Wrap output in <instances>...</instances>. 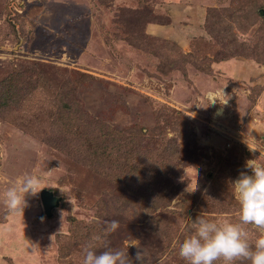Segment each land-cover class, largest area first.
<instances>
[{"label":"rangeland","instance_id":"obj_1","mask_svg":"<svg viewBox=\"0 0 264 264\" xmlns=\"http://www.w3.org/2000/svg\"><path fill=\"white\" fill-rule=\"evenodd\" d=\"M84 1L0 0V82L32 62L42 73L48 66L72 72L65 79L78 84L79 108L92 120L81 138L96 123L139 127L150 136L143 156L151 164L139 165L129 137L116 134L104 142L108 160L87 157L83 145L75 156L74 138L48 119L58 107L43 81L19 104L12 97L0 109V264H82L87 245L105 243L127 251L133 264L137 252L140 264H185L174 244L190 232L187 219L201 213L238 223L231 181L250 172L247 159L264 161V0H239L238 13L233 0ZM209 93L228 101L208 104ZM64 136L68 142L58 143ZM152 167L172 169L170 185L148 187ZM25 175L42 177L40 192L57 199L49 217L40 192L25 197L23 212L4 206V191ZM112 220L118 227L105 240ZM243 227L253 243L259 232Z\"/></svg>","mask_w":264,"mask_h":264},{"label":"clouds","instance_id":"obj_2","mask_svg":"<svg viewBox=\"0 0 264 264\" xmlns=\"http://www.w3.org/2000/svg\"><path fill=\"white\" fill-rule=\"evenodd\" d=\"M222 94L223 89L221 90ZM209 103L217 102V98L209 93ZM228 100L220 104H226ZM245 169L231 181L232 194L239 205L238 223L207 218L199 214L189 217L190 232L175 241L174 251L185 264H214L220 260L223 264H235L245 260L248 264H264V161L256 158L247 159ZM42 177L25 175L18 184L9 186L3 193V204L11 213L23 212L27 205L26 196H37L41 189ZM193 191L196 190L193 180ZM181 222H183L181 220ZM103 229L104 238L114 232L118 221L106 222ZM243 225L254 226L259 235L253 243L249 242L248 234ZM97 240L101 239L96 237ZM98 246L105 250L96 251ZM82 264H133L128 252L111 249L104 245L89 244L84 248ZM141 252H137L136 260L140 264Z\"/></svg>","mask_w":264,"mask_h":264},{"label":"trees","instance_id":"obj_3","mask_svg":"<svg viewBox=\"0 0 264 264\" xmlns=\"http://www.w3.org/2000/svg\"><path fill=\"white\" fill-rule=\"evenodd\" d=\"M234 1V2H233ZM232 2L235 3L231 7V12L238 13L241 9L239 0H233ZM239 6V7H238ZM207 14V13H206ZM205 14V16H206ZM259 16L261 17V14L259 13ZM206 18H205V23L206 24ZM214 24L215 28L221 31L225 27L224 21L222 22L221 20H215L214 19ZM204 28V27H203ZM209 27L207 26V29ZM81 29H84L83 25H81ZM85 30V29H84ZM146 33V32H145ZM210 34V32H208ZM145 36L148 34H144ZM220 35V33H219ZM150 38L149 36H146ZM135 49L140 50L143 54H147L148 51L146 50L145 47L141 46H136L133 44L132 41L129 39L127 40ZM230 49H224L220 53H227L229 52ZM42 65L32 62L28 66H22L20 70H14L12 68L9 76L7 78H4L0 82V109H4L9 107L10 103H12V97H18L17 98V103L19 104L21 101H23L26 96H28L30 93H32L35 90V86L39 85L40 82L43 81V83L49 84V88L51 90V95L48 98H51L52 101H55V104L57 105V109H55L54 113L52 110H50L48 119H50L52 125H59L62 134L65 136H69L74 138V140L77 143L76 150L78 149V158H81V145L85 147V151L87 154V157L89 158H94V159H99L102 158L104 161L108 160L111 154L106 155V151L109 149V147L104 145L105 140L107 139L108 136L112 137V135H118V139L121 138V140H126V136L129 137L131 142L134 144L133 145V152L134 154H138L139 156L141 155L143 158L141 159V162L139 165H142L145 162V167L149 169L150 166H146L148 164H151V161L148 164H146V156H143L144 154L147 153L146 150V144L148 143L147 138L150 136L146 133H142V129L139 127L134 126L133 128H129L125 131H118L115 129H112L110 127H103L100 126L98 123H96V127L98 130L95 133H85L82 138H81V127L83 124H87V119H89V116L87 115L86 112L83 111L82 107L81 109L79 108V101H77L75 94H74V88L78 84H74L73 82H68L65 79V74L68 75V78L71 79V74L72 72H67L65 69H61L59 67L55 66H48V70L44 73H42L39 68ZM44 67H47L46 65ZM211 67V66H210ZM213 70V69H212ZM210 72L213 73V71L210 70ZM78 74V73H77ZM80 75L79 77H83V75ZM47 97H39V101H44ZM51 101V102H52ZM39 109V107H38ZM37 110V108L35 109ZM65 115L66 120H65ZM74 121V122H73ZM92 122V120H90ZM72 122L75 124H72ZM89 125V124H87ZM75 129V130H73ZM102 131V133H101ZM149 134L151 133L148 130ZM59 137L58 143H66L68 142L67 137ZM62 140V141H61ZM63 140H65L63 142ZM146 140L145 145H143V141ZM101 144L99 146L98 144ZM98 144L99 147L94 148V144ZM60 145V144H59ZM163 142L158 143L155 147L156 149H163ZM101 151V152H100ZM115 151V150H114ZM100 152V153H99ZM115 152L113 153L114 156ZM127 155V153L125 152ZM129 154V153H128ZM112 156V161H116L119 163L117 159H114ZM139 160V157L137 158ZM81 162V161H80ZM127 163H124L125 165ZM153 168V167H152ZM155 172H153L154 176L151 178V182H145L148 187L151 188L153 184L157 183H163L166 182L169 184V179L167 175L169 173H173L174 171L171 170H161L158 167L153 168ZM152 172V171H151ZM157 185V184H156ZM52 213V211H51ZM45 214V212H44ZM46 216V214H45Z\"/></svg>","mask_w":264,"mask_h":264},{"label":"water","instance_id":"obj_4","mask_svg":"<svg viewBox=\"0 0 264 264\" xmlns=\"http://www.w3.org/2000/svg\"><path fill=\"white\" fill-rule=\"evenodd\" d=\"M40 200L46 216L49 217L52 208L57 205V199L50 192L42 190L40 192Z\"/></svg>","mask_w":264,"mask_h":264},{"label":"crops","instance_id":"obj_5","mask_svg":"<svg viewBox=\"0 0 264 264\" xmlns=\"http://www.w3.org/2000/svg\"><path fill=\"white\" fill-rule=\"evenodd\" d=\"M67 2H69V3H71V5H73V4H77V5H86V1H84V0H81V1H79V0H73V1H71L70 2V0H66ZM81 3V4H80ZM87 16H81V20L82 19H90V17H89V14H86ZM88 17V18H87ZM84 31V29H81V32H83ZM84 33H86V34H90L91 33V29H88L87 28V30H86V32H84ZM82 34V33H81Z\"/></svg>","mask_w":264,"mask_h":264}]
</instances>
